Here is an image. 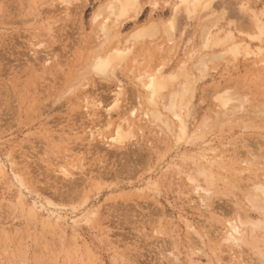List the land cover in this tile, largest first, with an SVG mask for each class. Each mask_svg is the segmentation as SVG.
<instances>
[{
	"label": "rangeland",
	"instance_id": "rangeland-1",
	"mask_svg": "<svg viewBox=\"0 0 264 264\" xmlns=\"http://www.w3.org/2000/svg\"><path fill=\"white\" fill-rule=\"evenodd\" d=\"M111 1L0 0V264H264V0Z\"/></svg>",
	"mask_w": 264,
	"mask_h": 264
},
{
	"label": "bare ground",
	"instance_id": "bare-ground-1",
	"mask_svg": "<svg viewBox=\"0 0 264 264\" xmlns=\"http://www.w3.org/2000/svg\"><path fill=\"white\" fill-rule=\"evenodd\" d=\"M181 2H184V3H187L188 4V2L190 1V0H180ZM115 2V3H114ZM197 2V0L196 1H194V2H191V4H186V9L187 10H191V8L194 6V4H197L196 3ZM114 3V4H113ZM135 3V1L134 0H112L111 1V4L109 5V7H110V9H111V12H112V14H115L116 16H122V15H124L126 12H127V10L129 9V7L130 6H132L133 4ZM103 8H104V6H103ZM101 10V12H102V9H100ZM97 11V10H96ZM104 12V11H103ZM98 14V13H97ZM101 14V13H100ZM190 13H188L187 15H189ZM192 14V13H191ZM96 15V14H95ZM94 15V18L96 17ZM167 24V23H166ZM101 29H104V28H101ZM48 30H51V29H47V31ZM170 30V29H169ZM102 31H104V30H102ZM105 32H106V30H105ZM104 32V34H106ZM170 32V31H169ZM47 33V35L49 36V32H46ZM171 33V32H170ZM229 34H230V32H229ZM46 35V34H45ZM138 35H139V33H138ZM137 35L135 34V36L134 37H136ZM227 38V37H226ZM105 39V38H104ZM101 43H103V42H101ZM117 44V43H116ZM115 46V45H114ZM120 53V52H119ZM246 53H248V51L246 52ZM104 54V53H103ZM113 54V53H112ZM106 55V54H105ZM102 56V55H101ZM116 56V55H115ZM261 56V55H260ZM99 57V58H98ZM97 57V59L95 60L94 59V62L92 63V71L93 72H96V73H98V74H105V72L107 71H109L108 69H110V67L112 66V64H114V62H115V59H116V57H114L113 55H107V56H104L103 55V57H100V56H98ZM46 62L48 61V59H46L45 60ZM95 73V74H96ZM148 79L142 84V86H143V88L144 89H146L147 90V98L149 99V101H148V99H147V102H149V103H151V102H155L154 101V98L158 95V93H159V91L165 86V82H163V80L161 79L160 80V77L159 76H153V75H151V76H149L148 75ZM106 78V77H105ZM118 88V87H117ZM116 91V90H115ZM115 93V95H114V97H113V99L111 100L112 101V103L113 104H117V102H118V99H119V94H120V92H119V90H117L116 92H114ZM84 96V95H83ZM88 96V95H87ZM86 99V98H85ZM156 99V98H155ZM87 100V99H86ZM85 100V101H86ZM94 102H95V100H94ZM91 104H94L93 102L91 103ZM155 104V103H154ZM153 104V105H154ZM87 105H88V103H87ZM95 105V104H94ZM93 105V106H94ZM152 105V104H151ZM152 105V106H153ZM156 105V104H155ZM85 106V105H84ZM91 106V105H90ZM172 106V105H171ZM86 107V106H85ZM90 110V109H89ZM89 110H88V112H89ZM93 111L94 110H92V114H94L93 113ZM42 113V112H41ZM85 113V112H84ZM90 113V114H91ZM87 114V113H86ZM90 114H89V117H90ZM88 115V114H87ZM86 115V116H87ZM160 117V116H159ZM93 117H91V119H92ZM96 119V118H95ZM90 132V131H89ZM92 132V131H91ZM120 133V132H119ZM118 133V134H119ZM93 134V133H92ZM92 136V135H91ZM118 137L120 136V135H117ZM120 138V137H119ZM116 139V138H115ZM70 166V165H69ZM73 167V166H72ZM65 170V169H64ZM64 170H61L60 171V173L64 176V177H69L70 175H69V173H67L66 171H64ZM59 172V171H58ZM258 188H259V190H260V192H261V194H262V196L264 197V186H258ZM255 201H257L256 199L254 200V202ZM256 203H254V206H256L255 205ZM253 205V204H252ZM233 230L235 231V232H238V230L237 229H235V228H233ZM229 237H231L232 239H234L232 236H231V234L229 235Z\"/></svg>",
	"mask_w": 264,
	"mask_h": 264
}]
</instances>
